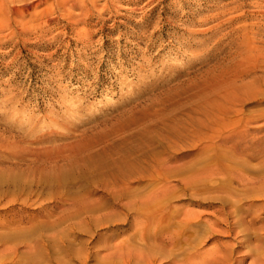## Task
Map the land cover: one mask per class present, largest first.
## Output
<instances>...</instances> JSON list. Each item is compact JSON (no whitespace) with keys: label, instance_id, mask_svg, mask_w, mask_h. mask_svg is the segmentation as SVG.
<instances>
[{"label":"rangeland","instance_id":"1","mask_svg":"<svg viewBox=\"0 0 264 264\" xmlns=\"http://www.w3.org/2000/svg\"><path fill=\"white\" fill-rule=\"evenodd\" d=\"M264 264V0H0V264Z\"/></svg>","mask_w":264,"mask_h":264},{"label":"bare ground","instance_id":"2","mask_svg":"<svg viewBox=\"0 0 264 264\" xmlns=\"http://www.w3.org/2000/svg\"><path fill=\"white\" fill-rule=\"evenodd\" d=\"M219 259H220V258H217L216 260H214V262L216 261L215 263H218V264H219ZM221 260H222V259H220V261H221ZM212 262H213V260H212ZM212 262L209 263V264H213Z\"/></svg>","mask_w":264,"mask_h":264}]
</instances>
